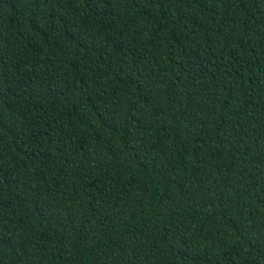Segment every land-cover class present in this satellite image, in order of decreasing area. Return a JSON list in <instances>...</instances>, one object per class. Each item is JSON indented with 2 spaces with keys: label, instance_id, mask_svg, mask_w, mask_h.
Returning <instances> with one entry per match:
<instances>
[{
  "label": "trees",
  "instance_id": "16d2710c",
  "mask_svg": "<svg viewBox=\"0 0 264 264\" xmlns=\"http://www.w3.org/2000/svg\"><path fill=\"white\" fill-rule=\"evenodd\" d=\"M0 264H264V0H0Z\"/></svg>",
  "mask_w": 264,
  "mask_h": 264
}]
</instances>
